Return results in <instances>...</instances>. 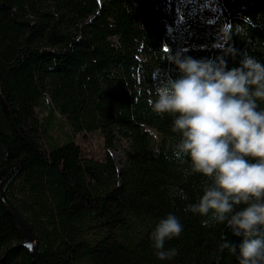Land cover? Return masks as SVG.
I'll list each match as a JSON object with an SVG mask.
<instances>
[{
    "label": "trees",
    "instance_id": "obj_1",
    "mask_svg": "<svg viewBox=\"0 0 264 264\" xmlns=\"http://www.w3.org/2000/svg\"><path fill=\"white\" fill-rule=\"evenodd\" d=\"M188 3L0 0V264H238L219 244L242 238L185 211L208 181L185 177L172 116L150 106L171 53L223 55ZM217 17L230 46L264 62V0H219ZM88 134L96 153L76 141ZM170 213L183 232L161 261L150 237Z\"/></svg>",
    "mask_w": 264,
    "mask_h": 264
},
{
    "label": "clouds",
    "instance_id": "obj_2",
    "mask_svg": "<svg viewBox=\"0 0 264 264\" xmlns=\"http://www.w3.org/2000/svg\"><path fill=\"white\" fill-rule=\"evenodd\" d=\"M230 40L231 28L225 25L213 44L223 55L171 53L150 106L157 115L172 116L171 130L179 134L173 158L188 165L185 177L200 174L208 181L198 202L185 211L204 218L205 227L224 224L241 237L238 247L226 237L219 244L221 252L237 256L238 264H264V62L240 53ZM229 55H240L231 68ZM170 191L187 200L182 190ZM182 232L174 214L159 221L150 237L159 260L178 254L165 244Z\"/></svg>",
    "mask_w": 264,
    "mask_h": 264
},
{
    "label": "rangeland",
    "instance_id": "obj_3",
    "mask_svg": "<svg viewBox=\"0 0 264 264\" xmlns=\"http://www.w3.org/2000/svg\"><path fill=\"white\" fill-rule=\"evenodd\" d=\"M159 1V6H158ZM182 2H189L191 8L196 15L201 17L207 25L214 29L217 27L219 32L221 28L219 27L217 11H218V2L219 0H181ZM153 6L155 8H161L164 13H168L169 11V0H153ZM181 12L178 11V16L180 17ZM37 111V109H36ZM76 141L82 146L90 149L93 153H96L98 149L102 147V139L99 134H88L86 139L83 137L76 138ZM123 148H125V144L123 142L117 143L114 145L112 149H110V154L114 158L117 163H121L124 160V152Z\"/></svg>",
    "mask_w": 264,
    "mask_h": 264
},
{
    "label": "water",
    "instance_id": "obj_4",
    "mask_svg": "<svg viewBox=\"0 0 264 264\" xmlns=\"http://www.w3.org/2000/svg\"><path fill=\"white\" fill-rule=\"evenodd\" d=\"M23 230H24L25 233H28L29 232L26 228H23Z\"/></svg>",
    "mask_w": 264,
    "mask_h": 264
},
{
    "label": "snow or ice",
    "instance_id": "obj_5",
    "mask_svg": "<svg viewBox=\"0 0 264 264\" xmlns=\"http://www.w3.org/2000/svg\"><path fill=\"white\" fill-rule=\"evenodd\" d=\"M164 51H167V48H165Z\"/></svg>",
    "mask_w": 264,
    "mask_h": 264
}]
</instances>
